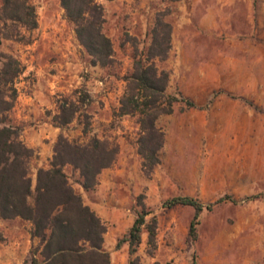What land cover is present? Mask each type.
<instances>
[{
  "label": "rangeland",
  "instance_id": "rangeland-1",
  "mask_svg": "<svg viewBox=\"0 0 264 264\" xmlns=\"http://www.w3.org/2000/svg\"><path fill=\"white\" fill-rule=\"evenodd\" d=\"M104 9V32L112 40L111 65L92 64L68 21L61 0H30L39 26L30 43L3 40L0 53L26 66L10 116L22 140L34 149L31 177L48 168L60 135L88 143L97 137L119 148L115 163L99 176L93 191L65 168L75 191L107 225L104 249L111 264H129L128 244L117 242L131 228L137 211L156 218L157 248L142 234V264H264V0H97ZM172 26V48L157 66L170 72L167 93L193 100L196 108L174 105L157 126L164 133L161 163L147 174L139 153L137 116H118L135 60L145 58L158 19ZM79 104L74 121H54L59 103ZM192 196L204 204L231 197L200 214L195 239L189 236L192 207L169 210L162 203ZM258 196L256 199H250ZM32 224L0 216V264H33Z\"/></svg>",
  "mask_w": 264,
  "mask_h": 264
},
{
  "label": "trees",
  "instance_id": "trees-1",
  "mask_svg": "<svg viewBox=\"0 0 264 264\" xmlns=\"http://www.w3.org/2000/svg\"><path fill=\"white\" fill-rule=\"evenodd\" d=\"M111 1V0H109ZM66 18L75 27L80 44L92 58L93 65L107 67L112 64L114 47L104 32V9L97 0H61ZM39 26L36 6L30 0H0V44L3 40L30 43L27 33ZM172 26L158 19L152 29L148 52L135 60L133 71L125 77V93L120 101L118 116H137L140 126L139 153L147 174L161 163L160 151L164 146V133L157 120L174 112V105L183 103L185 109L197 104L183 96L167 93L170 72L157 66L164 61L172 48ZM26 66L12 54L0 53V216L6 220L20 218L32 224L31 239L38 246L31 251L33 264H111V255L104 249L107 225L102 218L77 193L65 168L71 166L79 173V184L93 191L99 176L116 161L119 148L107 140L94 137L88 143L71 141L60 135L48 168H39L36 185L31 177V161L35 151L21 138V130L10 116L18 96L19 80ZM78 100L68 97L59 103V113L54 121L59 127L72 123L80 112L79 104H86L89 94L77 91ZM252 196L250 199H256ZM232 201L222 197L204 204L192 196H175L162 203L164 210L177 206L192 207L196 215L189 236H197L198 218L204 211ZM150 212L137 211V218L129 231L118 240L119 250L128 244L129 264H142L137 255L142 244V234H149L151 254L157 248L156 218L147 223ZM171 264V263H156ZM193 264H197L194 259Z\"/></svg>",
  "mask_w": 264,
  "mask_h": 264
}]
</instances>
